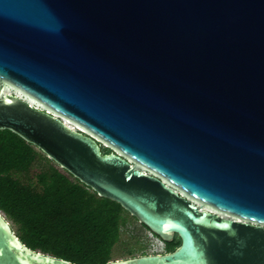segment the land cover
<instances>
[{"label": "water", "instance_id": "obj_1", "mask_svg": "<svg viewBox=\"0 0 264 264\" xmlns=\"http://www.w3.org/2000/svg\"><path fill=\"white\" fill-rule=\"evenodd\" d=\"M0 129L181 238L107 264H264V0H0Z\"/></svg>", "mask_w": 264, "mask_h": 264}, {"label": "trees", "instance_id": "obj_2", "mask_svg": "<svg viewBox=\"0 0 264 264\" xmlns=\"http://www.w3.org/2000/svg\"><path fill=\"white\" fill-rule=\"evenodd\" d=\"M110 150L103 147L104 153ZM37 157L34 145L0 129V209L32 249L78 264H107L127 211L52 164L37 172L32 184L28 179L33 180L30 170ZM180 242L178 235L165 242L167 252Z\"/></svg>", "mask_w": 264, "mask_h": 264}, {"label": "rangeland", "instance_id": "obj_3", "mask_svg": "<svg viewBox=\"0 0 264 264\" xmlns=\"http://www.w3.org/2000/svg\"><path fill=\"white\" fill-rule=\"evenodd\" d=\"M35 149L38 151V157L36 158L30 170L33 180L28 179V181H31L32 184H36V173L43 170L45 167H49L50 164L58 167L62 171L64 170L52 159L49 160L50 158L48 159L39 148L35 147ZM22 178L24 181L27 179L26 177ZM1 212L6 216L7 220L10 221L12 228L18 235L17 225H15L2 210ZM124 214L125 218L124 222L122 223L120 239L112 249V260L139 256L143 254L167 252V245L163 240L152 233L145 225L140 223L137 218L131 215L128 211Z\"/></svg>", "mask_w": 264, "mask_h": 264}, {"label": "built area", "instance_id": "obj_4", "mask_svg": "<svg viewBox=\"0 0 264 264\" xmlns=\"http://www.w3.org/2000/svg\"><path fill=\"white\" fill-rule=\"evenodd\" d=\"M75 128L78 129V127H76V126H75ZM238 220H241V221H242L243 219H238ZM243 221H246V220H243ZM251 222H252V221H251ZM159 238H160V237H159ZM160 239H161V238H160ZM161 240H162V239H161ZM164 242H165V241H164Z\"/></svg>", "mask_w": 264, "mask_h": 264}, {"label": "flooded vegetation", "instance_id": "obj_5", "mask_svg": "<svg viewBox=\"0 0 264 264\" xmlns=\"http://www.w3.org/2000/svg\"><path fill=\"white\" fill-rule=\"evenodd\" d=\"M104 147V146H103ZM229 217H231V218H233V216L232 215H229V214H227Z\"/></svg>", "mask_w": 264, "mask_h": 264}, {"label": "bare ground", "instance_id": "obj_6", "mask_svg": "<svg viewBox=\"0 0 264 264\" xmlns=\"http://www.w3.org/2000/svg\"><path fill=\"white\" fill-rule=\"evenodd\" d=\"M67 123H69V122L67 121ZM69 124H70V123H69ZM70 125H73V124L71 123Z\"/></svg>", "mask_w": 264, "mask_h": 264}]
</instances>
